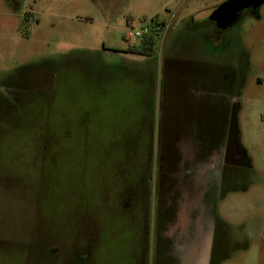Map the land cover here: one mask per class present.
<instances>
[{"label": "rangeland", "instance_id": "rangeland-1", "mask_svg": "<svg viewBox=\"0 0 264 264\" xmlns=\"http://www.w3.org/2000/svg\"><path fill=\"white\" fill-rule=\"evenodd\" d=\"M23 1L0 0V264H150L158 142L164 192L188 148L198 158L218 140L228 163L210 196L221 230L208 264H264V2L218 28L211 14L226 0ZM23 10L35 12L26 26ZM145 26L153 53L127 52L141 37L124 36ZM206 66L228 77L225 126L188 140L184 119L163 112L183 108L185 70L203 83ZM183 221L184 208L170 245ZM176 258L167 264H186Z\"/></svg>", "mask_w": 264, "mask_h": 264}, {"label": "flooded vegetation", "instance_id": "flooded-vegetation-1", "mask_svg": "<svg viewBox=\"0 0 264 264\" xmlns=\"http://www.w3.org/2000/svg\"><path fill=\"white\" fill-rule=\"evenodd\" d=\"M15 1V0H14ZM27 5V0L21 2ZM19 6V4L17 5ZM249 12L252 8L247 9ZM26 26V23L31 18H35V12H30L23 10L18 14ZM155 22V21H154ZM160 22V21H158ZM157 22V24H158ZM158 28V25L155 29ZM127 51V50H126ZM128 52V51H127ZM198 67H202L199 65ZM205 67V66H204ZM220 75L218 78H211L213 72L206 66L204 70V80L196 79L194 73L189 67L185 70V80L184 85L181 89H184L185 94V104L183 108H180L179 112L164 111L163 114L169 115L170 119L181 118L184 119V133L185 137L189 140V134H194L198 131H212L220 135L225 126V111H226V97L223 94V86L228 82V77L224 74L221 66ZM209 70V71H206ZM166 74V76H165ZM175 74L176 68L173 63H170L165 67V72L163 74L169 89L164 88V83L162 88L165 94H174L177 91L175 88ZM203 80V81H204ZM164 94V95H165ZM190 100V106H189ZM190 115V116H189ZM184 117V118H183ZM199 118L204 124L202 126H195L194 120ZM190 124V125H189ZM161 141V139H160ZM216 150L210 153L209 143L205 146L206 150L204 153L195 158L193 153L189 157V148L187 152L182 154L179 161L182 160L183 165V176L179 178V183L175 184L174 180H169L166 177L165 184L167 188L164 192L161 191L159 184V174L161 170L163 171V164L166 165V160L168 153L162 163L160 162V156L158 155V150L166 152L165 147H161V143L158 142V150L156 151L157 159V171H156V195H155V214H154V225H153V255L150 264H167V256H170L175 261L181 254L187 256L186 264H194L195 259H198L200 263L208 264L210 261V256L215 251H220V227L216 225V218L214 213V206L210 201V196L212 193L224 182L226 176V166L225 161L220 156L219 146L221 145L220 140L215 143ZM163 154V153H162ZM230 156V155H229ZM158 177V178H157ZM180 182L182 184H180ZM211 190V191H210ZM161 194V195H159ZM181 198L182 207L180 205V210L184 208V221L181 225L183 227V240L174 239L173 244L168 243V230L169 222L177 219L181 211L175 209L172 205L174 199ZM182 208V209H181ZM177 227V224L175 225ZM174 227V228H175ZM173 228L170 229V231ZM174 230V229H173ZM189 236V237H188ZM207 237L205 239L204 237ZM211 236L212 240H209ZM183 241V243H178ZM184 245L186 248L180 249L179 246ZM179 248V249H178ZM85 260H79L77 264H84ZM198 262V264H199Z\"/></svg>", "mask_w": 264, "mask_h": 264}, {"label": "water", "instance_id": "water-1", "mask_svg": "<svg viewBox=\"0 0 264 264\" xmlns=\"http://www.w3.org/2000/svg\"><path fill=\"white\" fill-rule=\"evenodd\" d=\"M263 2L264 0H226L212 12L211 18L218 28H225L236 22L243 9L259 6ZM180 163L183 167L182 160Z\"/></svg>", "mask_w": 264, "mask_h": 264}, {"label": "trees", "instance_id": "trees-1", "mask_svg": "<svg viewBox=\"0 0 264 264\" xmlns=\"http://www.w3.org/2000/svg\"><path fill=\"white\" fill-rule=\"evenodd\" d=\"M154 21H157V17L155 16L153 19H151V23ZM157 36L156 32L151 31L146 35H143L141 39L137 43H134L126 49L129 53L139 54V55H151L155 49V45H157ZM163 153V154H162ZM166 153L158 150V155L160 156L161 163L164 161V158L166 157ZM165 156V157H164ZM41 198H44L45 200V194L41 192Z\"/></svg>", "mask_w": 264, "mask_h": 264}, {"label": "built area", "instance_id": "built-area-1", "mask_svg": "<svg viewBox=\"0 0 264 264\" xmlns=\"http://www.w3.org/2000/svg\"><path fill=\"white\" fill-rule=\"evenodd\" d=\"M149 33V29L147 26L140 28L139 30H134V31H130L128 32L124 37H125V41H129L132 38H140L143 35H146Z\"/></svg>", "mask_w": 264, "mask_h": 264}]
</instances>
